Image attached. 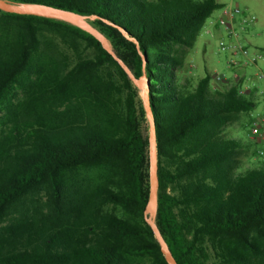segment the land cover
Listing matches in <instances>:
<instances>
[{
	"label": "trees",
	"instance_id": "obj_1",
	"mask_svg": "<svg viewBox=\"0 0 264 264\" xmlns=\"http://www.w3.org/2000/svg\"><path fill=\"white\" fill-rule=\"evenodd\" d=\"M95 16L149 79L156 222L179 264H264V161L226 127L256 103L240 84L178 70L219 0H9ZM141 90L89 32L0 9V264H169L146 220L149 133ZM249 120L244 124L246 127Z\"/></svg>",
	"mask_w": 264,
	"mask_h": 264
},
{
	"label": "rangeland",
	"instance_id": "obj_2",
	"mask_svg": "<svg viewBox=\"0 0 264 264\" xmlns=\"http://www.w3.org/2000/svg\"><path fill=\"white\" fill-rule=\"evenodd\" d=\"M150 1V0H147ZM224 2L225 6H240L247 12L256 15V21L249 25L248 30L242 32L237 37H228L224 32L210 36L203 30L201 31L195 45L187 50L185 62L182 68L178 70V75L182 83L188 87H193L198 80L205 74L212 76L211 86L214 89L221 88L223 84L239 83L246 89L245 95L254 99L256 105L251 111V115L264 111V58L258 59L257 63H251L246 66H232L229 61L232 52L224 49L220 41L234 38L241 40L251 51L261 49L264 51V0H219ZM225 7L217 9L212 17H217ZM243 58L242 55L238 56ZM217 76H222L225 80H217ZM142 97V93H141ZM251 115H242L239 120L226 127V134L229 136H244L248 132V124H244L251 118ZM147 133H149V122L146 124ZM247 139V138H246ZM242 167L259 166L262 160L255 153L254 147L247 149L240 157Z\"/></svg>",
	"mask_w": 264,
	"mask_h": 264
},
{
	"label": "water",
	"instance_id": "obj_3",
	"mask_svg": "<svg viewBox=\"0 0 264 264\" xmlns=\"http://www.w3.org/2000/svg\"><path fill=\"white\" fill-rule=\"evenodd\" d=\"M0 9L19 13V14H32L38 16H44L49 18L60 19L69 22L96 37L110 53L119 61L123 68L127 71L129 77L133 80L134 84L140 88L142 93V100L147 112V118L149 122V180H150V194L149 200L145 210V216L147 222L152 227L155 236L161 246V249L169 264H179L174 257L169 244L164 238L157 222L158 213V192H159V177H158V147H157V132L156 122L151 106L149 96V79L144 74L140 78H137L133 71L127 66V64L117 55L114 51L112 44L108 37L94 26L90 20L96 18L95 16L84 15L68 9L54 7L47 4L27 2L16 3L9 0H0Z\"/></svg>",
	"mask_w": 264,
	"mask_h": 264
},
{
	"label": "built area",
	"instance_id": "obj_4",
	"mask_svg": "<svg viewBox=\"0 0 264 264\" xmlns=\"http://www.w3.org/2000/svg\"><path fill=\"white\" fill-rule=\"evenodd\" d=\"M224 10L217 17H209L203 27V31L210 35H215V29L222 30L228 37L239 38L240 34L248 30L249 25L256 21V15L247 12L242 7L224 6ZM230 38L229 40H221L220 45L224 49L232 52L229 63L232 66H246L251 63H257L258 59L264 58V51L261 49L250 48L245 45L240 39ZM242 55L243 58L238 56ZM264 76V71L262 72ZM217 80H225L222 76H217ZM239 92L245 94L246 89L240 86ZM246 138L255 144L256 155L264 161V111L257 113L249 119L248 132Z\"/></svg>",
	"mask_w": 264,
	"mask_h": 264
},
{
	"label": "crops",
	"instance_id": "obj_5",
	"mask_svg": "<svg viewBox=\"0 0 264 264\" xmlns=\"http://www.w3.org/2000/svg\"><path fill=\"white\" fill-rule=\"evenodd\" d=\"M217 30V33H219L220 31L221 32H223L222 30H220V29H216ZM244 33H245V31H244ZM243 34V33H242Z\"/></svg>",
	"mask_w": 264,
	"mask_h": 264
}]
</instances>
